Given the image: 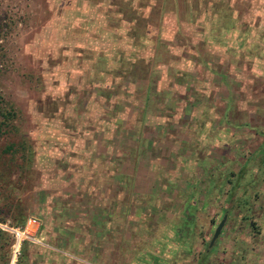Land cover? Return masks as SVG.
I'll return each mask as SVG.
<instances>
[{
	"label": "rangeland",
	"instance_id": "obj_1",
	"mask_svg": "<svg viewBox=\"0 0 264 264\" xmlns=\"http://www.w3.org/2000/svg\"><path fill=\"white\" fill-rule=\"evenodd\" d=\"M201 1L0 0V264H264V0Z\"/></svg>",
	"mask_w": 264,
	"mask_h": 264
},
{
	"label": "crops",
	"instance_id": "obj_2",
	"mask_svg": "<svg viewBox=\"0 0 264 264\" xmlns=\"http://www.w3.org/2000/svg\"><path fill=\"white\" fill-rule=\"evenodd\" d=\"M163 1H165V0H161V3L157 4L158 5L157 9H158V11L160 10V18L158 17L157 22H156V26H157L158 30H161V27H163L167 30H170V28L172 26H175V28H176V24L179 26L186 24L185 23L186 21H188L190 23V25H192L191 22H195L196 24L198 22L201 23L203 21L202 18L205 16V15L201 16V14H203V13H206V15L209 14V19L214 18L213 20L215 21V23H217V20L220 17L219 16L220 14H218L217 11L214 8H212V6L210 8L211 12L207 13L206 11H209L207 8V5H206V3H204L201 0H181L184 3L182 5L185 6V12L190 15L189 18H186V21H185V19H180V17H178L179 11H180V5L179 4L182 3V2H180V0H169V1H171L170 5H172V6L169 5V7H166L164 5ZM166 1H168V0H166ZM199 10H202V13H199ZM221 16H223V15H221ZM205 21L206 20H204L203 22H205ZM236 21L237 20H234V19L227 21L228 24H227L226 30L228 32H229V30L231 32L232 29L237 25ZM237 22H239V21H237ZM143 27H145V31H146L149 28V25L143 24ZM161 34H164L162 36V37H164V39H167V38L169 39L170 36L171 37L173 36L172 34L166 33L165 30H163ZM210 56H211V54H210ZM216 74H218V73H216Z\"/></svg>",
	"mask_w": 264,
	"mask_h": 264
},
{
	"label": "built area",
	"instance_id": "obj_3",
	"mask_svg": "<svg viewBox=\"0 0 264 264\" xmlns=\"http://www.w3.org/2000/svg\"><path fill=\"white\" fill-rule=\"evenodd\" d=\"M39 227V219L34 216L28 217L21 226L1 225L0 229L6 231L10 238V253L12 260L19 254L20 247L25 240L34 239L36 230Z\"/></svg>",
	"mask_w": 264,
	"mask_h": 264
},
{
	"label": "trees",
	"instance_id": "obj_4",
	"mask_svg": "<svg viewBox=\"0 0 264 264\" xmlns=\"http://www.w3.org/2000/svg\"><path fill=\"white\" fill-rule=\"evenodd\" d=\"M0 115L1 116H3V118H2V120H7L8 118H12V117H14V115H15V113H14V110L11 108H9V109H4L3 108V106L1 105V103H0ZM5 122V121H4ZM4 122H1L0 121V129H1V125H5V123ZM7 150H8V152L9 151H11L13 148H14V145L13 144H8L6 147H5ZM19 149L18 150H21L22 152H21V155H22V158L25 160V157H24V154H25V151L26 150H24V147H23V145H21V146H19L18 147ZM6 151V150H5ZM5 200L7 201V203H11V201L9 202L8 201V197L6 196L5 197ZM9 205V204H8ZM13 206H15V204L13 205ZM23 223L21 222V225H22ZM183 233V232H182ZM23 244V243H22ZM23 246L24 245H22L21 247L23 248ZM4 262V261H3ZM3 262H1V264H3Z\"/></svg>",
	"mask_w": 264,
	"mask_h": 264
},
{
	"label": "water",
	"instance_id": "obj_5",
	"mask_svg": "<svg viewBox=\"0 0 264 264\" xmlns=\"http://www.w3.org/2000/svg\"><path fill=\"white\" fill-rule=\"evenodd\" d=\"M226 215L227 214L224 213L222 215L221 219L219 220V222L216 224V226H215V228H214V230L212 232V235H211V237H210V239L208 241L207 248H209L213 244V242L216 240L217 236L219 235V233H220V231H221V229H222V227L224 225V222L226 220Z\"/></svg>",
	"mask_w": 264,
	"mask_h": 264
},
{
	"label": "bare ground",
	"instance_id": "obj_6",
	"mask_svg": "<svg viewBox=\"0 0 264 264\" xmlns=\"http://www.w3.org/2000/svg\"><path fill=\"white\" fill-rule=\"evenodd\" d=\"M13 261V260H12Z\"/></svg>",
	"mask_w": 264,
	"mask_h": 264
}]
</instances>
